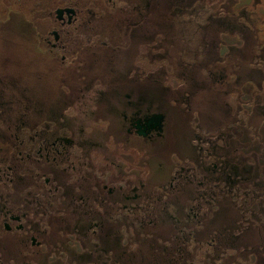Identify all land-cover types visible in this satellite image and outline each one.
Here are the masks:
<instances>
[{
  "label": "rangeland",
  "instance_id": "rangeland-1",
  "mask_svg": "<svg viewBox=\"0 0 264 264\" xmlns=\"http://www.w3.org/2000/svg\"><path fill=\"white\" fill-rule=\"evenodd\" d=\"M38 1L17 0L14 7L12 6L17 10L16 19L12 23H31L38 13ZM129 1L137 3L143 13H146L149 2L157 3L161 9L159 15H153L150 21L145 23L146 28L139 32L133 31L132 28L127 29L126 33L134 37V40L131 39V42L135 43L134 46H117L109 52L99 44V53L91 54L83 66L73 65L69 68L66 63L62 69L51 57H40L31 52L17 28L5 27L6 31L0 33L1 67L11 70L34 92L43 94V97L58 93L64 76L65 93L59 97L60 109L48 113L57 120H68L82 135V139H85L87 148H90V142L94 138L92 135L98 136L97 140L103 145L110 140L106 132L92 134L85 130L98 116L99 111L94 109L95 103L99 102V109L107 110L116 119V125L121 127L120 102L134 87L131 82L132 78L137 76L132 74L136 66L134 62L136 59L142 62V54L139 51L145 53L143 69L146 71L168 69V66L173 64L177 66V73L182 75L184 68L188 67L197 82V85L192 87L194 94L190 106L192 110L200 109V115L196 114L195 118L190 111H186L184 100L178 101L176 107L168 102L162 105L165 110L171 111L170 116L175 114L177 121V128L174 126L167 134L169 142L163 153H171L177 135H187L197 143L201 141L195 137L207 138L201 143L204 147L211 139L208 154L200 151L198 146L191 142H187L185 147V142L181 140V162L175 156L169 158L154 151L143 159H135V166H131L130 159L119 168L125 174L132 167L139 172V176L128 185L137 183L140 193H149L145 195L148 197L144 198L148 216L156 221L166 218L168 222L174 221L172 216H175L176 219H183L193 229L197 228V233L194 234L197 242L192 236L187 241L189 249L196 250L195 258L179 263L259 264L263 259L261 264H264V0ZM51 7L48 5L46 11L49 12ZM208 8L209 10H206ZM241 8L243 10L240 15L228 14L236 13ZM5 9L1 8L0 11L2 21L8 16ZM158 17L159 19H156ZM106 23L97 27L96 23L87 22L81 26L82 33H95L97 39L104 41L106 32L113 28L110 21ZM155 23L157 25H154ZM121 29L124 31L125 27ZM136 41L140 44L139 49ZM149 48L154 51H149ZM105 52L112 58L110 65L103 60ZM66 54L67 59H72L74 55L71 50L66 51ZM239 67L244 70H241L240 77H236L234 69L238 70ZM159 77L157 79L161 85L189 88L185 75L179 78L171 77L172 79H168L166 75ZM199 91L201 92L198 93ZM236 91H241L240 99ZM110 93L113 98L109 103L106 100ZM181 93L184 98L186 91ZM72 105L77 107L78 112L75 114L68 112V106ZM217 108L218 111L214 112ZM192 118L198 121L196 124L199 123L196 127L191 123ZM260 132L261 138L251 137H258ZM243 139L245 146L252 148H246ZM126 151L133 156L141 154L138 147H128ZM127 156L131 158L130 155ZM176 163L184 167L181 172L191 175L192 180H183L179 186L171 188L168 187L169 178ZM192 173L195 175L192 176ZM123 176L120 172L119 177ZM140 176L143 178L142 186L138 180ZM121 183L123 184V181ZM240 184L244 187L238 202L235 190ZM159 185H168L167 198L157 189ZM203 189H207L209 195L214 194L217 203L207 214H202V222H197L189 207H194V212H200L199 203L204 199L200 197ZM96 195L99 196V191L94 196L92 192L86 193L89 198L84 204L76 202L69 195L61 207L66 214L59 218V231L67 233L79 229L89 233L88 227L95 217L99 221L105 220L106 230L110 232L108 240H105L106 245L99 240L95 247L90 236H82L83 243L90 249L92 256H79L80 264H89L94 258L101 264H113V261L120 264H174V260L181 256L183 251L175 252L176 254L171 252L167 238L173 231L181 233L180 227H183L184 222L182 225L180 222L167 224L161 221L151 226L145 223V235L132 242L131 240L135 239L131 236L132 230L129 234L125 224L108 222L106 217L109 215L101 211ZM190 227L187 229H191ZM137 231H141L140 226ZM186 232L189 231L183 233ZM214 236H219L216 241L221 252L218 254L212 251L211 244H206ZM209 242L214 243L212 240ZM64 248L69 249L72 262H76L74 256L79 254H76L78 246L75 242L66 240ZM184 253L187 256L193 255L189 251ZM59 263L61 262H56Z\"/></svg>",
  "mask_w": 264,
  "mask_h": 264
},
{
  "label": "flooded vegetation",
  "instance_id": "flooded-vegetation-1",
  "mask_svg": "<svg viewBox=\"0 0 264 264\" xmlns=\"http://www.w3.org/2000/svg\"><path fill=\"white\" fill-rule=\"evenodd\" d=\"M16 1L0 0V11L1 8H6L5 10L8 11L7 18L3 21L0 19V33L6 31L5 27L17 28L31 52L40 57H51L62 69L66 63L69 68L73 65L83 66L91 54L99 53L97 50L99 44L101 47H106L109 52L117 46L125 48L134 46L135 43L131 42L134 37L126 33L127 29L132 28L133 31L139 32L146 28L145 23L150 21V17L159 15L161 10L157 3L149 2L145 9L146 13H143L137 3L134 4L129 0H39L36 5L38 10L36 17L31 23L22 25L12 23L17 16V10L13 8ZM48 5L52 6L49 12L46 11ZM242 10L241 8L236 13L228 14L240 15ZM104 19L110 21L113 26L104 35L106 38L104 41L97 39L95 33H82V25L92 22L99 27L107 24L108 21ZM121 27H125V30L123 31ZM136 44L139 49L138 41ZM68 50L74 54L72 59L70 57L67 59L66 51ZM149 51L154 50L149 48ZM139 52L142 54L140 56L142 62L137 59L134 62L136 66L132 74L137 75L131 81L134 87L120 102L121 127L116 125V119L107 110L99 109L101 107L99 102L95 103L94 109L99 111L98 116L86 126L85 130L87 129L90 133L106 132L110 140L103 145L97 140L98 136L92 135L94 138L90 142V148L86 147L85 139H82V135L70 125L68 120L60 121L49 116V111L52 113L60 109L59 97L65 93L64 76L58 93L51 97H43V94L34 92L27 83H23L11 70L1 67L0 64V264H56V262L80 264L79 256H92L90 249L83 243L84 234L91 237L93 247L99 240L106 245L105 240H108L107 236L110 235L105 227L106 221H99L95 217L88 227L89 233L81 232L79 229L67 233L59 231V218L66 214L61 207L69 195L76 202L84 204L89 198V196L86 197V193L92 192L94 196L99 191V196H96L99 198L101 211L109 215L106 217L108 222L125 224L129 234L132 230L131 236L135 238L131 240L132 242L145 235V223L151 226L164 221L167 224L180 222L183 225V219H176L175 216H172L175 220L170 222L166 218H158L159 221H156L155 218L148 216L144 198L148 197L145 195L149 193H140L137 183L128 185L139 176V172L132 167L125 174L119 167L130 159H132L131 166H135V159H143L145 155L154 151L164 154L163 151L169 142L167 134L174 126L177 128L175 114L170 116L171 111L162 107L166 102L176 107L178 101L184 100L186 111H190L195 118L196 114L200 115V109L192 110L190 106L194 94L192 87L197 85V82L192 75L193 72L185 67L181 74L185 75L189 88L161 85L158 80L160 75H166L168 79L182 77L180 73H177V66L172 64L168 66V69L146 71L143 69L145 53ZM105 55L103 60L110 65L112 58L106 52ZM241 70L244 69L240 67L238 70L234 69L236 77H240ZM242 73L245 72L242 71ZM182 91H186L184 98H182ZM236 93L239 95L241 91ZM108 96L106 101L110 103L113 98L112 93ZM217 111L218 108L214 112ZM68 112L75 114L78 112L77 107L68 106ZM195 122L198 121L192 118L191 123L196 127L199 123ZM251 137L261 138V132L258 137ZM195 138H198L201 143L207 140L201 136ZM181 140L185 142V147L187 142H191L198 146L200 151L208 154L211 139L204 147L201 143L195 142L196 140L192 137L177 135L173 150L164 155L169 158L175 156L181 162L182 159L179 158ZM243 145L245 146L244 139ZM128 147L140 148L141 154L131 155L126 151ZM183 170L182 165L177 163L174 165L168 187L174 188L183 180H192L191 175L181 172ZM120 172L124 175L122 178L119 177ZM154 172L156 174V170ZM194 175L195 173H192V176ZM142 179V176L138 178L140 186L143 184ZM167 186H157L164 198L169 195L166 191ZM213 186L215 187V183ZM243 187V184L237 185L235 190L237 199L242 194ZM206 193L207 189L201 192L200 197L204 199L202 198V202L199 203V213L193 211L194 207H189L193 217L197 218L195 219L197 222L201 221L202 214H207L217 203L214 194ZM170 209H172L171 204ZM188 216L192 218L190 213ZM138 226H140V232L137 231ZM187 227L190 226L184 222L183 227H180L181 233L178 232L179 235L173 231L167 238L171 245V252L183 251L181 256L174 260V264H181L180 261L185 262L189 258H195L196 250L189 249L187 241L192 236V239L197 242V238L194 237L197 228L187 229ZM184 231L189 232L183 233ZM218 237L214 236L206 243L211 244L212 251L217 254L221 252L216 241V239L219 240ZM66 240H73L78 246L76 254L79 255L74 256L76 262H72L69 249L64 248ZM211 240L214 241L213 244L209 242ZM104 251L108 252L109 249ZM184 251H189L193 255L187 256ZM89 264L101 263L94 258ZM113 264L120 263L113 261Z\"/></svg>",
  "mask_w": 264,
  "mask_h": 264
}]
</instances>
